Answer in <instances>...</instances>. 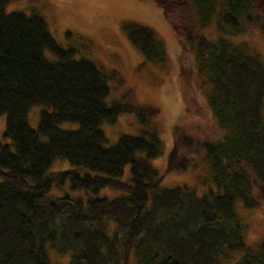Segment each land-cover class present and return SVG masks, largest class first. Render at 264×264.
<instances>
[{"label": "trees", "instance_id": "trees-1", "mask_svg": "<svg viewBox=\"0 0 264 264\" xmlns=\"http://www.w3.org/2000/svg\"><path fill=\"white\" fill-rule=\"evenodd\" d=\"M10 1L0 0V113L10 139L0 141V264H51V251L69 264H264V238L246 244L241 210L258 206L254 184L264 185V59L233 40L264 35V0H155L180 45L183 115L194 105L189 74L216 118V134L204 137L178 119L164 171L152 161L164 155L158 110L110 108L96 64L61 46L38 12L7 13ZM124 29L148 61L167 67L152 28ZM35 104L50 108L37 130L27 123ZM120 110L138 130L109 145L102 123ZM66 122L79 127L61 128ZM58 161L70 166L53 168ZM200 166L209 174L199 176L203 195L164 182Z\"/></svg>", "mask_w": 264, "mask_h": 264}, {"label": "rangeland", "instance_id": "rangeland-1", "mask_svg": "<svg viewBox=\"0 0 264 264\" xmlns=\"http://www.w3.org/2000/svg\"><path fill=\"white\" fill-rule=\"evenodd\" d=\"M7 13L21 11L30 14L38 12L45 18L54 39L64 48L75 51V58L93 61L108 78L111 88L106 97L110 108L130 107L134 104L156 108L157 122L161 123V137L164 142V155L152 160L162 171L166 169L167 156L174 142V125L184 113L181 83L179 82L180 45L163 10L155 0H11L5 8ZM137 22L152 28L165 42L168 51L167 67L163 68L148 61L127 37L124 24ZM208 38L216 41L218 33L213 28L203 31ZM233 40L247 41L255 52L264 59V35L260 29H253ZM47 56L54 55L47 50ZM195 95L189 113L183 115L182 127L193 136L204 137L216 133V118L212 114L205 94L201 90V80L185 78ZM185 82V81H184ZM43 110H50L35 104L28 112V122L37 130ZM115 121L105 119L102 123L108 144H115L123 133L136 134L138 123L132 114L122 112ZM7 116L0 113V141L9 143L6 136ZM63 129H76L78 122L62 123ZM69 162H56L55 167H68ZM129 166L126 167L127 173ZM207 174L204 166L180 174L165 176L167 185H187L199 195L207 191L199 176ZM209 175V174H207ZM206 175V177H208ZM1 177V176H0ZM209 178V177H208ZM211 184V183H210ZM255 195L258 206L254 209L241 208L247 223L245 241L249 246L264 238V185L256 182ZM213 186V185H212ZM58 190L54 194H60ZM112 196L120 192H108ZM51 264H69L68 255L56 251L49 253Z\"/></svg>", "mask_w": 264, "mask_h": 264}]
</instances>
